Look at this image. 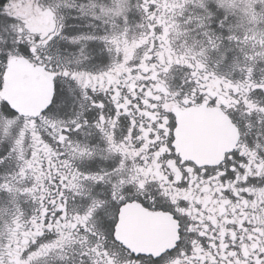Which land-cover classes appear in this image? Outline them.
Listing matches in <instances>:
<instances>
[{"label":"snow or ice","instance_id":"1","mask_svg":"<svg viewBox=\"0 0 264 264\" xmlns=\"http://www.w3.org/2000/svg\"><path fill=\"white\" fill-rule=\"evenodd\" d=\"M0 264H264V0H0Z\"/></svg>","mask_w":264,"mask_h":264}]
</instances>
